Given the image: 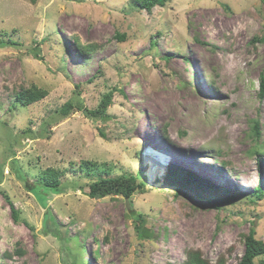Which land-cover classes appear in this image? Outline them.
I'll use <instances>...</instances> for the list:
<instances>
[{
  "label": "rangeland",
  "instance_id": "rangeland-1",
  "mask_svg": "<svg viewBox=\"0 0 264 264\" xmlns=\"http://www.w3.org/2000/svg\"><path fill=\"white\" fill-rule=\"evenodd\" d=\"M0 41V264H238L252 227L264 243L261 0H0ZM31 87L47 96L16 103ZM49 168L63 187L38 196ZM128 175L144 184L130 198L73 185Z\"/></svg>",
  "mask_w": 264,
  "mask_h": 264
},
{
  "label": "trees",
  "instance_id": "trees-1",
  "mask_svg": "<svg viewBox=\"0 0 264 264\" xmlns=\"http://www.w3.org/2000/svg\"><path fill=\"white\" fill-rule=\"evenodd\" d=\"M170 0H132V2L136 5V7L139 10H144L146 12H151L153 8L155 7H163L167 2ZM261 2L264 4V0H261ZM10 44H15L13 42H10ZM4 42L0 41V47H3ZM75 45L78 46L79 52L83 56L89 55L90 52L93 50H90L88 47L84 48L82 47L78 41L75 42ZM37 57V54H35ZM184 61H188L187 59H184ZM190 63V61L188 62ZM187 86H189L187 84ZM47 96V93L40 88L31 87L29 89H23L20 90L15 94V102L19 103L22 106H28L30 104L36 103L40 100H43ZM259 96L260 98L264 96V73L260 77V89H259ZM111 104V95L107 94L105 95L101 103L99 104V107L96 110H86V113L89 115V117L92 118H105L107 117L106 111L108 107ZM73 109V104L71 102H67L63 105V107L59 110V114L61 117H66L70 114V112ZM252 135H254L257 139L260 138V130H259V124L258 121H254L251 126ZM96 163L93 162H84L81 164L82 166H85L88 168H92L95 166ZM159 168V167H158ZM167 172L170 176L176 177L177 170L176 168L172 167L171 165H167L166 167ZM87 170V171H88ZM164 170L159 173V175L163 174ZM151 175L149 177L150 181L153 180L151 178ZM185 177V183L195 186V187H201L203 189H211L217 192V188L214 187L213 184L208 182L205 179L200 178L199 176L195 175L192 172H184ZM73 185H76L80 190L86 187L88 189L87 195L90 199H103L105 197H115V196H121L123 198H130L134 193L138 192V190H141L144 186L143 183L138 182L137 177L133 175L128 176H122V177H116V178H98L95 181L87 183L85 186L77 184V182H74ZM63 187V182L59 179V173L56 170H53L51 168L46 169L39 177L38 181L32 186L29 187V190L32 191L34 194L41 196L45 195L46 193H54L58 194L61 192V189ZM221 197L226 198V201H230L232 199V195L230 194H223ZM263 197V190L260 186L257 187L256 191L253 192L249 198H254L261 200ZM12 208V214L15 220L17 219V213L14 210L13 206ZM136 216H138L139 224L137 226V229L140 228L139 226L142 224L143 220L139 215L135 213ZM140 235V234H139ZM255 230L254 227H252L249 231V234L246 237L245 240V247L244 252L241 256V259L238 264H255L254 260L258 257L264 256V243L261 241H257L255 239ZM187 261L185 264H209L204 259L201 258V256L196 252H190L187 256Z\"/></svg>",
  "mask_w": 264,
  "mask_h": 264
},
{
  "label": "clouds",
  "instance_id": "clouds-1",
  "mask_svg": "<svg viewBox=\"0 0 264 264\" xmlns=\"http://www.w3.org/2000/svg\"><path fill=\"white\" fill-rule=\"evenodd\" d=\"M153 153H154L155 155L159 156L160 158L164 156L163 154H161V153L158 152V151H155V152H153ZM160 165H161V164H160Z\"/></svg>",
  "mask_w": 264,
  "mask_h": 264
}]
</instances>
